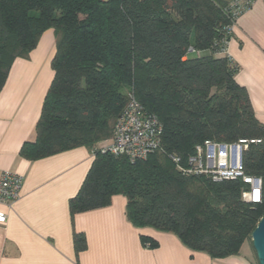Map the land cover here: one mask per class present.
I'll return each instance as SVG.
<instances>
[{
  "label": "trees",
  "instance_id": "trees-1",
  "mask_svg": "<svg viewBox=\"0 0 264 264\" xmlns=\"http://www.w3.org/2000/svg\"><path fill=\"white\" fill-rule=\"evenodd\" d=\"M253 2L0 0V92L14 60L28 58L43 32L54 29V78L35 139L21 153L36 160L82 146L92 151L73 213L123 194L136 227L174 232L215 258L240 253L264 215V123L226 47L238 9ZM131 94L162 125L158 148L136 161L102 148ZM242 137L261 139L243 154L245 173L262 179L261 202L243 198L248 185L241 178L217 181L181 170L198 144ZM141 239L157 246L152 237ZM74 240L78 250L85 247L83 233Z\"/></svg>",
  "mask_w": 264,
  "mask_h": 264
},
{
  "label": "crops",
  "instance_id": "crops-1",
  "mask_svg": "<svg viewBox=\"0 0 264 264\" xmlns=\"http://www.w3.org/2000/svg\"><path fill=\"white\" fill-rule=\"evenodd\" d=\"M232 33L226 53L239 65L235 78L264 123V0H254L238 15ZM55 53L50 28L28 58L14 60L0 92V176L7 170L23 175L20 197L4 206L0 264H260L252 239L239 254L215 258L190 249L174 232L136 227L127 216L123 194L114 195L106 206L72 212L71 199L94 161L92 151L82 146L36 160L21 153L23 144L35 139L55 74ZM76 233L86 238L81 250L75 245ZM141 235L155 239L157 246L144 244Z\"/></svg>",
  "mask_w": 264,
  "mask_h": 264
},
{
  "label": "built area",
  "instance_id": "built-area-1",
  "mask_svg": "<svg viewBox=\"0 0 264 264\" xmlns=\"http://www.w3.org/2000/svg\"><path fill=\"white\" fill-rule=\"evenodd\" d=\"M244 10L245 7L240 6L238 14ZM161 131L162 125L157 116L146 112L131 94L117 121L113 139L102 148L131 161L143 159L158 148ZM260 142L261 139L255 137H242L231 143L206 140L195 147L194 154L188 158V166L180 168L184 173L207 174L217 181L241 178L248 185L243 190V198L259 203L263 199V182L260 177L245 173L243 154L251 145ZM173 159L177 163L181 160L178 156ZM22 182L23 175L16 172L7 170L0 176V223L7 221L4 206H10L20 197Z\"/></svg>",
  "mask_w": 264,
  "mask_h": 264
},
{
  "label": "water",
  "instance_id": "water-1",
  "mask_svg": "<svg viewBox=\"0 0 264 264\" xmlns=\"http://www.w3.org/2000/svg\"><path fill=\"white\" fill-rule=\"evenodd\" d=\"M253 247L260 264H264V215L251 235Z\"/></svg>",
  "mask_w": 264,
  "mask_h": 264
},
{
  "label": "rangeland",
  "instance_id": "rangeland-1",
  "mask_svg": "<svg viewBox=\"0 0 264 264\" xmlns=\"http://www.w3.org/2000/svg\"><path fill=\"white\" fill-rule=\"evenodd\" d=\"M231 2V1H230Z\"/></svg>",
  "mask_w": 264,
  "mask_h": 264
}]
</instances>
